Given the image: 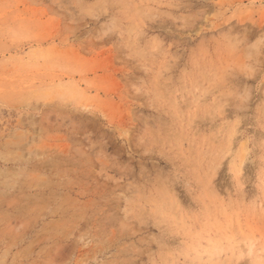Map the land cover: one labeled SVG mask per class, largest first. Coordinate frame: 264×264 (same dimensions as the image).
<instances>
[{"label":"rangeland","instance_id":"obj_1","mask_svg":"<svg viewBox=\"0 0 264 264\" xmlns=\"http://www.w3.org/2000/svg\"><path fill=\"white\" fill-rule=\"evenodd\" d=\"M0 264H264V0H0Z\"/></svg>","mask_w":264,"mask_h":264}]
</instances>
